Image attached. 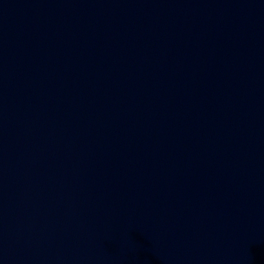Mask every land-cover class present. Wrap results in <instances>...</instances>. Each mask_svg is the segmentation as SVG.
Segmentation results:
<instances>
[{
    "label": "water",
    "instance_id": "water-1",
    "mask_svg": "<svg viewBox=\"0 0 264 264\" xmlns=\"http://www.w3.org/2000/svg\"><path fill=\"white\" fill-rule=\"evenodd\" d=\"M0 264H264V0H0Z\"/></svg>",
    "mask_w": 264,
    "mask_h": 264
}]
</instances>
